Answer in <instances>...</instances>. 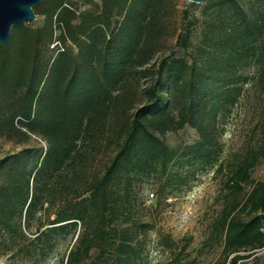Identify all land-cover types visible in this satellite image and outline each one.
<instances>
[{"label": "trees", "instance_id": "obj_1", "mask_svg": "<svg viewBox=\"0 0 264 264\" xmlns=\"http://www.w3.org/2000/svg\"><path fill=\"white\" fill-rule=\"evenodd\" d=\"M83 1L85 10L74 0H42L33 8L40 22L14 24L0 45V138L23 144L0 157V227L25 239L23 230L36 222L32 244L69 229L75 240L61 264H85L92 251L89 264H141L146 233L138 240L116 226L118 200L142 171L158 170L162 187L187 181L189 171L166 173L173 151L164 136L190 125L199 140L186 152L188 167H215L227 190L204 244L220 249L216 264H242L262 251L264 182H253L251 170L264 159V122L256 149L218 160L212 118L219 102L203 103L197 85L204 70L218 66L223 97L233 106L236 84L245 80L239 68L255 64L264 77V0H207L214 10L208 44L220 55H206L202 65L191 52L188 59L173 50L158 56L177 0ZM181 13L175 47L186 53L195 20ZM226 67L234 70L230 80ZM33 136L44 150L30 145ZM102 150L106 162L89 169ZM190 241L177 246L169 234L158 236L170 253L184 252ZM46 243L42 257L53 247ZM175 255L171 261L182 264Z\"/></svg>", "mask_w": 264, "mask_h": 264}, {"label": "rangeland", "instance_id": "obj_2", "mask_svg": "<svg viewBox=\"0 0 264 264\" xmlns=\"http://www.w3.org/2000/svg\"><path fill=\"white\" fill-rule=\"evenodd\" d=\"M74 1L79 10L87 8L83 0ZM177 9L175 18L166 23L167 35L164 36L163 50L158 56H167L173 50L177 55L188 59L187 53L191 52L200 65L203 62L202 58L209 54H214L215 58L219 59L220 52L215 51L208 44L210 37L208 27L214 18V10L207 7V0L201 4L177 0ZM182 11H186L188 17L195 20L186 53L178 52L175 47L176 35L183 24ZM40 20L41 18L36 16L34 21L24 23L35 25ZM174 28L175 35L170 36ZM146 68L149 69L140 79L141 86L155 71L154 65ZM218 68L213 66L204 70L197 87L202 102L207 106L216 101L219 102L215 116L211 117H213L215 128V141L221 148L218 160L227 162L234 154L242 156L248 150L256 149L261 142L264 122V77L259 74L260 68L255 64L239 68L237 71L245 77V80L236 84L239 93L236 95L235 104L230 106L229 99L223 97L222 92L225 88ZM233 74L234 70L226 67L225 75L228 80ZM138 94L137 92L132 98L138 100ZM198 140L197 131L190 125L169 131L164 136L165 144L173 151L166 173L189 171L187 181L182 186L170 183L162 187L165 176H160L159 171L155 170L154 172L142 171L133 175L126 198L121 196L122 186L117 189L121 196L117 204L121 213L115 223L116 226L136 233L138 240H142L143 233H146L141 264H175L171 261L174 253L182 264H216L219 260L220 249L205 245L204 240L209 235L210 226L224 203V195L227 193L223 187L225 178L223 172L213 171L215 167L199 168L197 165L188 167L186 152ZM30 145L35 149L44 150L45 148L44 142L35 136L31 137ZM22 146L23 144L15 141L0 138V157L16 152ZM110 149L112 146L108 147L107 154H110ZM104 153L102 150L97 155L95 164L89 169L94 171L95 167L101 168V165L106 162ZM251 179L253 182H264V159H260L252 168ZM251 187L252 184L244 186L238 197L240 202H243ZM149 193H154L152 199L148 197ZM52 218L53 215L50 216V219ZM36 225L37 223L34 222L30 228L23 230L25 239H21L18 235L12 238L10 230L0 227V264H61L74 243L75 236L66 229L55 233L50 232V236L41 238V243L32 244L31 240L37 233ZM46 227L49 226L46 225ZM160 234H169L177 246L184 244L187 238L191 241L184 252L170 253L158 246ZM48 240L53 244L52 250L42 257L41 247L44 251ZM95 253V251L91 252L85 264L92 262ZM242 264H264V249L242 260Z\"/></svg>", "mask_w": 264, "mask_h": 264}, {"label": "water", "instance_id": "obj_3", "mask_svg": "<svg viewBox=\"0 0 264 264\" xmlns=\"http://www.w3.org/2000/svg\"><path fill=\"white\" fill-rule=\"evenodd\" d=\"M42 0H0V45L5 46L14 24L34 21L33 8ZM201 4L204 0H185Z\"/></svg>", "mask_w": 264, "mask_h": 264}, {"label": "built area", "instance_id": "obj_4", "mask_svg": "<svg viewBox=\"0 0 264 264\" xmlns=\"http://www.w3.org/2000/svg\"><path fill=\"white\" fill-rule=\"evenodd\" d=\"M148 197H149L150 199H152V198L154 197V193H149V194H148Z\"/></svg>", "mask_w": 264, "mask_h": 264}]
</instances>
